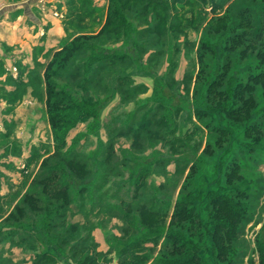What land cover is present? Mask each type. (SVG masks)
<instances>
[{
  "label": "rangeland",
  "instance_id": "obj_1",
  "mask_svg": "<svg viewBox=\"0 0 264 264\" xmlns=\"http://www.w3.org/2000/svg\"><path fill=\"white\" fill-rule=\"evenodd\" d=\"M21 1L0 0V4L5 2L8 8H16L21 6ZM75 1L23 0L28 12L40 17L39 24L51 20L45 26H57L60 36L55 37L47 49H37L33 65L23 66L22 74L19 71L15 81L10 79V88L0 92V101L10 105L7 113L0 115V122H6L0 131V264H32L42 253L53 257L54 262L49 259L37 264H77L81 250L88 244L102 253L101 258L108 260V264H116L119 258L110 243L125 234L127 227L126 233L131 232L130 211L135 210L138 203L157 208L164 204L163 199L174 201L187 191L195 192L190 175L194 166L196 171L201 165L200 176L197 179L198 174L195 175L194 180L201 183L199 202L204 205L207 191L215 189L218 173H229L228 165L232 160L241 163L238 173L241 177L235 176L229 183L224 176L219 178L227 191L250 192L251 216L237 249L243 257L241 264H251L256 260L254 237L264 222V94L255 82L264 69V41L252 43L246 38L247 41L240 39L242 43L229 44L233 33L241 37L242 28L215 31L208 21L211 16L223 15L214 10L221 5L222 10L230 8L233 13H250L251 21L262 25L258 31L257 27H249L254 40L261 29L264 31V20H258L264 13L263 0H194L193 8L184 4L191 0L174 1V5L169 4L171 0H162L164 2L157 3L159 8L145 11L140 5L133 11L121 7L128 17V28L123 31L118 24H112L110 29L116 33L90 42L105 53L121 55L123 62L114 68L105 66L107 74L103 83L106 87L98 83V89L94 90L100 107L91 127L85 122L77 124L69 131L67 145L58 151L54 149L43 112V99L35 93L43 94L48 87L46 83H52V79L66 83V87L79 94L93 91L90 85L78 82L84 75L81 66L87 57L85 53L73 55L58 73L50 74L51 68L43 72L64 43L77 37L79 41L82 34H89L86 24L90 20L83 18L84 27L77 26L74 20V9L81 7L84 0ZM85 1L87 9L82 15L97 7L98 14L94 18L103 21L115 5L108 0ZM116 2L120 4L122 0ZM173 12L178 15L171 16ZM177 21L178 26H171ZM97 27L92 30L96 32ZM79 49L86 53L90 50L87 45ZM239 50H246L245 55L241 57ZM94 63L92 69H97V62ZM70 68L78 69L75 77L66 74ZM223 72H226L224 81ZM220 78L222 84L217 91L224 95H232L238 82L244 84L251 78L256 106L250 109L246 122L229 123L233 120L226 115L228 104L208 95L209 87ZM26 95L36 102L32 110L37 105L38 108L35 115L34 111L25 114L28 118L21 134L14 122L10 123L15 120L9 112L14 110L17 100ZM168 100L179 111L169 114L166 120L161 119L165 111L161 102ZM135 127L149 129L153 133V144L148 145L144 131L135 132ZM135 133H138L136 138ZM255 137L262 146L251 145ZM191 142L196 143L195 149L190 148ZM107 147L112 148L111 156L104 163ZM55 154L64 160L73 156L86 162L89 169L88 174L78 177L67 170L69 195L62 205V200L43 194L36 182L46 175L48 165L57 161L52 158ZM28 191H35L37 197H32L39 201L36 209L27 207L24 217L23 200ZM44 208L48 211L44 212ZM206 237L203 234L201 239ZM147 241L150 246L136 251L143 259H136L134 264L157 263L156 257L169 248V232L164 230L154 241ZM212 256L209 250L204 252L202 263L218 264Z\"/></svg>",
  "mask_w": 264,
  "mask_h": 264
},
{
  "label": "trees",
  "instance_id": "obj_2",
  "mask_svg": "<svg viewBox=\"0 0 264 264\" xmlns=\"http://www.w3.org/2000/svg\"><path fill=\"white\" fill-rule=\"evenodd\" d=\"M108 1L110 4L115 3V5H113L112 11L109 12V17L106 20L104 19V21L94 18V15L98 14L97 7H92V9L87 11L85 15H82L84 10L87 9L85 0L80 3L81 7L74 9L76 12V18H74V20L77 26H80L81 24V26L84 27L85 24L82 25V21H84V19L90 20L88 23L89 25L86 24V29H89V34H82L83 36L81 35L82 37H80L81 39L79 41V38L77 37L78 39L73 38L69 40L68 43H64L58 52L54 54L53 61H49L48 66L43 71L45 73L51 68L50 74L58 73V71L64 69L65 65L73 55L85 53L87 57L83 61V66H81L84 75L78 82L90 85V88L93 89V91H89L86 95L79 94L76 90L66 87V83L52 79V83H50V81L46 83L48 87L43 94L39 92L35 93L43 99L44 113L51 130L52 143L55 150L59 151L67 145L69 131L77 124L85 122L87 123V127H91L93 119L97 116L100 107V99L98 98L97 92L94 90L98 89V83L103 84L102 86L106 87V85L104 86L105 83H103L104 76L107 74L105 66L114 68L117 63H122L124 59L121 58V55H117L116 53H105V51L99 47L96 48L94 42L90 41L94 40V38L99 39V37L105 36L108 33H116L117 31L110 29L112 24H118L123 31L128 28L129 20L126 13L121 11V7H124L126 11H133L140 5L142 11H145L148 10V8H150V10L151 8H159L157 3L164 2L165 0H122V3L120 4H117V0ZM174 1L179 2L180 0H171L169 4L174 5ZM71 2L75 3L76 1L71 0ZM184 4H190L193 8V5L196 3L194 0H191ZM169 8L172 10V7ZM229 9L230 8L222 10V5L214 8L218 13L223 12V15L211 16L208 21L209 25L215 28V31H217L218 28L222 29L224 32H228L230 29H236L237 26L242 28L243 33L241 37H238V35L233 33L229 38V44L238 42L242 43L244 40L247 41L246 38L252 43H256L257 40H259L260 43L264 41V31L262 29L258 36L252 40L251 36L254 33L253 31H249L252 30L249 27H257L255 28L256 31L262 27L260 22L251 21L252 14H243V11L233 13L230 12ZM177 15L178 13L175 14L174 12L171 14V16ZM258 20H264V13L258 17ZM96 24L98 25V30L95 32L92 29L97 26ZM173 24H177L176 26H178L179 21H177V23H171V26H173ZM240 39L243 40L241 41ZM82 45H87L90 50L86 53L83 49H79ZM245 52L246 50H239L241 57L245 55ZM94 62H97V69H92V66L95 64ZM53 64L56 65L53 66ZM225 66H227V64H225ZM67 70L68 71L65 72L68 76L75 77L76 70L78 69L70 68ZM224 74H226V72H223V81L225 78ZM250 80L251 78H249L248 82L246 81L247 83L245 82L244 84L238 82L234 87L233 92H231L232 95H224L222 92L217 91L218 86L222 84L221 78L220 81L213 84L214 86L211 85L214 80L210 83L211 86L209 87L208 95L210 97L212 96V99L219 98L218 101L222 100L225 105L228 104L226 115L230 120H233L229 121V123L235 124L236 122H246V120H248L247 118L251 115L250 109L256 106V100L253 97L254 91L251 90L252 86H250ZM255 82L259 83L262 93L264 94V69L260 71V75L256 77ZM246 87H250V89L247 90ZM160 99L164 100L166 98L161 97ZM161 104L163 109L165 108V111L161 114V119L166 120L169 114L172 112L176 114L179 111V108L172 105L169 100L162 101ZM173 118L170 122H173ZM169 128L171 129L170 125ZM139 130L144 131L148 139V145H152L151 138L153 133L149 129H146V127H135L134 129L135 132ZM246 132H248V129ZM137 135L138 133H135L133 136L136 138ZM259 136L260 134H258V137ZM4 137H6V135H4ZM258 137L253 139L251 144L253 147L262 146V143L258 141ZM218 141L219 138H217V143ZM195 147H197L196 143L191 142L190 148L195 149ZM67 148H70V146H67ZM107 150V155L109 157L107 155L106 158L104 157V163L110 158L112 148L107 147ZM52 158H57V161L49 164L46 160V164H49L48 172L43 177L38 178L36 182L40 184L41 192H43V194H49V196L54 197L56 200H62L60 202V205H62L63 202L68 199L69 195L68 191L70 185H67L68 182L65 177L67 170H69L74 176L78 177L83 176L86 173L88 174L89 169L86 162H80L73 156H68L64 160L57 157L55 154ZM43 163L45 164V162ZM241 166V163L232 160L228 165L229 173L223 174L219 172V177L224 176L223 178L226 183L232 182L235 176L241 177V175L238 174ZM195 168L196 167L194 166V171L190 175L191 183H193V185L195 184V187L193 186L195 192L187 191L174 201L171 199L165 201V199H163L161 203H164L163 205L165 206L162 205L157 208L146 205L145 203H138L135 210L130 211L131 221L129 226L132 229L130 230L131 232L126 233L128 230L127 227V230L124 231L125 234L123 233L121 237L115 238V241L110 243V246L113 247L114 252L119 258L116 264H134L136 259L142 260L143 255L136 253V251L150 246V242L147 240L154 241V239L158 238L164 230L169 232V248L165 254L156 257V261L158 262L155 264H203L201 258L204 252L208 250L212 253V258H214L215 263H243L242 254L240 255L237 246L239 240L243 236L244 226L248 223L251 216L249 214L251 203L250 200L248 201L250 192L239 189L227 191L221 184V178L217 177L218 179L215 180V189L210 188V190L207 191L204 196L207 200L203 205L199 202V199L202 196V189H200L201 183L198 184L197 181L194 180L195 175L198 174L197 179L200 176L201 165H199V168L196 171ZM35 195V191H28L24 195L23 201L25 202L26 207L23 209L24 217L26 216L27 207L29 210L37 208L35 204L39 201V198L34 199L32 196L37 197ZM48 204L50 203H47V205ZM38 209H41V206L38 207ZM19 210L22 209L19 208ZM43 210L44 212L48 211L47 208H44ZM73 227H75V225L71 226L70 230H72ZM203 234H206L208 237H206V239H201ZM253 246L256 253V260H252L250 263L264 264V222L257 230ZM74 255L75 254L72 256ZM101 256L102 253L96 251L92 244H88L81 250L80 257L76 263L108 264V260L106 261L101 258ZM49 259L54 262L53 257L51 258L47 253H42L32 260V264L47 262Z\"/></svg>",
  "mask_w": 264,
  "mask_h": 264
},
{
  "label": "crops",
  "instance_id": "obj_3",
  "mask_svg": "<svg viewBox=\"0 0 264 264\" xmlns=\"http://www.w3.org/2000/svg\"><path fill=\"white\" fill-rule=\"evenodd\" d=\"M0 4V92H5L10 88V79L15 81L18 72L22 74L23 66L31 67L35 62L36 50L47 49L52 45L55 37L60 36L57 26H45L47 23H40V17L35 13L28 12L23 0L21 6L8 8L4 3ZM32 12H34L32 10ZM27 15V16H25ZM27 19H24V18ZM24 19V20H23ZM24 21V22H23ZM55 22L52 20V24ZM50 33H52L50 35ZM20 69V70H19ZM35 101H30V96H24L23 99L17 100L14 104V110L10 111V116L18 132L23 134V124L26 123L28 111L37 112L38 105L32 110ZM41 103V102H40ZM10 105L8 102L0 101V115L4 116ZM39 107H43L39 105ZM44 112V111H43ZM37 117V116H36ZM34 120V118H33ZM4 121V120H3ZM2 121V122H3ZM6 122H0V131L5 127ZM6 133L2 134L4 137Z\"/></svg>",
  "mask_w": 264,
  "mask_h": 264
}]
</instances>
